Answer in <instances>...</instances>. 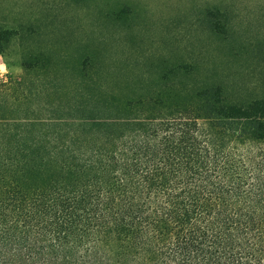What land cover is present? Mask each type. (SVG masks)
Instances as JSON below:
<instances>
[{
    "label": "trees",
    "instance_id": "1",
    "mask_svg": "<svg viewBox=\"0 0 264 264\" xmlns=\"http://www.w3.org/2000/svg\"><path fill=\"white\" fill-rule=\"evenodd\" d=\"M19 86L0 81V264H264V150L238 148L264 141V97L127 101L69 147Z\"/></svg>",
    "mask_w": 264,
    "mask_h": 264
},
{
    "label": "rangeland",
    "instance_id": "2",
    "mask_svg": "<svg viewBox=\"0 0 264 264\" xmlns=\"http://www.w3.org/2000/svg\"><path fill=\"white\" fill-rule=\"evenodd\" d=\"M0 81L19 84L21 112L54 118L69 147L93 144L90 121L123 116L127 101L194 104L208 86L260 99L264 0H0Z\"/></svg>",
    "mask_w": 264,
    "mask_h": 264
}]
</instances>
